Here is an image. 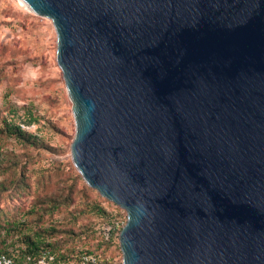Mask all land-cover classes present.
<instances>
[{
  "label": "water",
  "instance_id": "obj_1",
  "mask_svg": "<svg viewBox=\"0 0 264 264\" xmlns=\"http://www.w3.org/2000/svg\"><path fill=\"white\" fill-rule=\"evenodd\" d=\"M52 21L72 161L126 211L122 264H264V0H23Z\"/></svg>",
  "mask_w": 264,
  "mask_h": 264
},
{
  "label": "rangeland",
  "instance_id": "obj_2",
  "mask_svg": "<svg viewBox=\"0 0 264 264\" xmlns=\"http://www.w3.org/2000/svg\"><path fill=\"white\" fill-rule=\"evenodd\" d=\"M56 47L49 18L0 0V255L50 264L52 247L54 264H79L84 252L122 264L119 231L109 242L98 233L113 206L72 161L75 122ZM37 234L51 246L32 257L27 239Z\"/></svg>",
  "mask_w": 264,
  "mask_h": 264
},
{
  "label": "built area",
  "instance_id": "obj_3",
  "mask_svg": "<svg viewBox=\"0 0 264 264\" xmlns=\"http://www.w3.org/2000/svg\"><path fill=\"white\" fill-rule=\"evenodd\" d=\"M12 1H16L21 4V1L23 0ZM21 127L25 126L21 124ZM111 204L113 208H115L110 210L112 213L111 218L108 221L103 222L99 227V234L104 240H109L114 231H119L124 226L127 219L126 211L123 208L113 202H111ZM96 262L97 257L94 253H82L79 257V264H93ZM0 264H11V260L5 255H0Z\"/></svg>",
  "mask_w": 264,
  "mask_h": 264
},
{
  "label": "trees",
  "instance_id": "obj_4",
  "mask_svg": "<svg viewBox=\"0 0 264 264\" xmlns=\"http://www.w3.org/2000/svg\"><path fill=\"white\" fill-rule=\"evenodd\" d=\"M103 213L105 212L106 213V210L105 209H100ZM105 210V211H104ZM109 211V210H108ZM110 212V211H109ZM112 215V213H110ZM111 218V216H110ZM109 218V219H110ZM98 233H99V229H98ZM115 233H118V231H114L112 233V236L115 234ZM100 236V234H99ZM112 236L110 237L109 240H104L102 239V237L100 236L101 240L104 241V242H109L112 238ZM46 245L47 246H51V245H48V243L45 242V239L44 237H42L41 235L37 234V236H35V238L33 239H30L28 237L27 239V245H26V251L25 253H27L28 255L30 256H36L38 254H40L42 252V249H46L43 245ZM48 256L49 255H53L52 259L49 260L50 264H54L55 261H56V258H57V254L55 253V250L54 248L50 247L48 250ZM84 253H93V252H84ZM80 257V256H79ZM93 264H96V263H93Z\"/></svg>",
  "mask_w": 264,
  "mask_h": 264
},
{
  "label": "bare ground",
  "instance_id": "obj_5",
  "mask_svg": "<svg viewBox=\"0 0 264 264\" xmlns=\"http://www.w3.org/2000/svg\"><path fill=\"white\" fill-rule=\"evenodd\" d=\"M21 4H23L24 6H26V5H25L26 3L24 4V2H23V1H21ZM27 7H28V6H27ZM28 8H29V7H28ZM30 11H31V10H30Z\"/></svg>",
  "mask_w": 264,
  "mask_h": 264
}]
</instances>
